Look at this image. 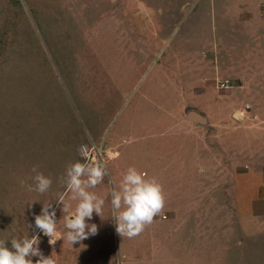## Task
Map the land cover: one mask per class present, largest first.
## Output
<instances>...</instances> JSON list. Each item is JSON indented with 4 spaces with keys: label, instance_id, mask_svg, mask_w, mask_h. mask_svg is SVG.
Wrapping results in <instances>:
<instances>
[{
    "label": "rangeland",
    "instance_id": "obj_1",
    "mask_svg": "<svg viewBox=\"0 0 264 264\" xmlns=\"http://www.w3.org/2000/svg\"><path fill=\"white\" fill-rule=\"evenodd\" d=\"M260 10L264 0H0V241L39 235L56 264H264ZM84 157L108 172L89 189L105 198L98 234L49 245L34 215L63 195L66 233L77 204L66 169ZM129 167L164 195L131 238L110 203ZM33 168L52 179L43 194L28 190ZM179 190L193 191L192 216L172 232L163 219ZM180 233L196 239L194 258Z\"/></svg>",
    "mask_w": 264,
    "mask_h": 264
},
{
    "label": "clouds",
    "instance_id": "obj_2",
    "mask_svg": "<svg viewBox=\"0 0 264 264\" xmlns=\"http://www.w3.org/2000/svg\"><path fill=\"white\" fill-rule=\"evenodd\" d=\"M33 171L36 173L32 177L34 183L27 185L28 190L41 194L47 192L52 185L51 177L37 172L35 168ZM107 175L105 163L89 162L87 157H84V162H74L66 169L65 184L69 199L77 201L74 211L64 215L66 233L57 231L58 208L62 213H68L70 208L63 195L56 200L55 206L52 203L42 204L40 213L34 215L35 228L48 237L49 245H54L61 238L75 245L98 234V225L91 221L94 214L101 217L105 198L89 189L102 183ZM110 196L111 218L116 233L122 237L139 235L164 205L161 185L154 178L146 179L145 174L134 167L127 169L118 188H112ZM40 242L39 235L12 238L10 247L0 241V264H56L51 255H44ZM33 257H37L35 262Z\"/></svg>",
    "mask_w": 264,
    "mask_h": 264
},
{
    "label": "crops",
    "instance_id": "obj_3",
    "mask_svg": "<svg viewBox=\"0 0 264 264\" xmlns=\"http://www.w3.org/2000/svg\"><path fill=\"white\" fill-rule=\"evenodd\" d=\"M254 13L259 18L258 21L256 20V23H255L256 24V27H258L257 22H259L260 23L259 24L260 25L259 27H262L263 28L264 27V10H260L259 13H256V12H254ZM255 15H253V16L255 17ZM192 192L193 191L191 190L187 194H181L180 193V190H179L178 191V193H179L178 196L180 197V199H179L180 200V205L177 206L178 209H175V216L172 217V218H167L166 217L164 219L162 217L163 221L169 223L168 224V228L169 229L171 227H173V230L170 229V231H172V232L173 231H176V232L177 231H179V232L183 231L185 228L181 229L182 226L180 227V224H184L186 226L187 222H185V221L187 219H189V218L191 219V216H192L191 210L188 211V215L190 214L191 216L189 218L186 217L187 216V214H186L187 213V206H188V205L186 206V204L188 203V199L191 196V193ZM189 205H191V204H189ZM169 208H172L173 209L174 206H170ZM167 223H165V224H167ZM180 236H181V233H180ZM182 239L183 240L181 242V249L184 250L183 251V255L188 256V254H191L193 256V258H194L195 257V255H194L195 252L194 251L197 248L196 245H195L196 239L193 238V237L192 238H189V239L188 238H185V237H182ZM169 249H170L169 245H165L164 248H162V250H164L165 252L166 251H169ZM184 258L186 259V261H183V263H181V264H192L193 263L192 260L189 258V256H188V258L187 257H184Z\"/></svg>",
    "mask_w": 264,
    "mask_h": 264
},
{
    "label": "water",
    "instance_id": "obj_4",
    "mask_svg": "<svg viewBox=\"0 0 264 264\" xmlns=\"http://www.w3.org/2000/svg\"><path fill=\"white\" fill-rule=\"evenodd\" d=\"M188 116L191 120H199V118H201V115L193 110L188 113Z\"/></svg>",
    "mask_w": 264,
    "mask_h": 264
},
{
    "label": "bare ground",
    "instance_id": "obj_5",
    "mask_svg": "<svg viewBox=\"0 0 264 264\" xmlns=\"http://www.w3.org/2000/svg\"><path fill=\"white\" fill-rule=\"evenodd\" d=\"M80 151L85 154L86 153V147L81 148Z\"/></svg>",
    "mask_w": 264,
    "mask_h": 264
}]
</instances>
